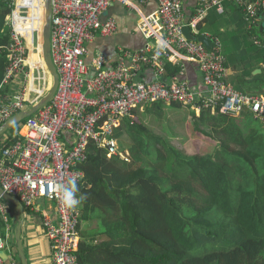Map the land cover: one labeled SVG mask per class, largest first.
<instances>
[{
    "label": "built area",
    "instance_id": "2783aa9c",
    "mask_svg": "<svg viewBox=\"0 0 264 264\" xmlns=\"http://www.w3.org/2000/svg\"><path fill=\"white\" fill-rule=\"evenodd\" d=\"M10 1L18 10L19 0ZM145 1L52 0L50 51L59 76L58 89L47 106L25 120L20 139L2 150L0 187L19 199L24 211L41 214L53 264H79L77 250L81 241V213L61 205L56 185L70 177L77 183L82 181L84 175L78 167L87 160L90 143L104 149L108 157L119 156L129 162L130 154L120 150L115 132L125 119H135L134 111L138 108L143 110L144 105L159 102L179 103L190 107L198 117L203 112L235 117L249 113L264 124V97L245 95L226 81L221 41L212 40L208 50L197 40L199 25L209 10L217 6L222 11L226 0H199L189 19L184 10L185 0H156L157 10L150 14L143 11ZM113 3L138 15L137 30L146 44L140 50L118 46L113 62L98 53L89 63L88 44L98 36L117 34L114 19L102 20ZM17 12L7 21L11 30L10 64L0 85V126L32 106L24 92L31 67L27 43L19 27L24 28L25 23L16 18ZM262 12L264 0L249 3L247 20L255 22ZM186 26L194 40L185 36ZM158 39L165 40L166 46L156 56ZM168 63L183 68L170 80L166 79ZM187 64H195L202 76L198 89L181 80ZM151 72L153 80L148 79ZM39 201L53 203L54 211L43 210ZM4 202L0 197V215L11 233ZM5 245L0 230V250Z\"/></svg>",
    "mask_w": 264,
    "mask_h": 264
},
{
    "label": "trees",
    "instance_id": "16d2710c",
    "mask_svg": "<svg viewBox=\"0 0 264 264\" xmlns=\"http://www.w3.org/2000/svg\"><path fill=\"white\" fill-rule=\"evenodd\" d=\"M14 8L0 0V85L10 64L7 17ZM166 67L167 80L183 70ZM250 76L249 84L261 86L249 90L264 86V75ZM190 115L196 130L215 142L210 154H184L137 118L115 132L129 162L89 144L78 167L84 175L78 195L88 196L77 208L79 264H264L263 123L249 113ZM24 124L3 136L0 155L20 139Z\"/></svg>",
    "mask_w": 264,
    "mask_h": 264
},
{
    "label": "crops",
    "instance_id": "0c3cea01",
    "mask_svg": "<svg viewBox=\"0 0 264 264\" xmlns=\"http://www.w3.org/2000/svg\"><path fill=\"white\" fill-rule=\"evenodd\" d=\"M254 1L256 0H226L222 3V11H219L217 6H213L202 23V28L206 30L201 33L199 28V34L197 36L198 38L204 35L211 40L219 39L221 41L222 55L226 69V81L236 89V84L245 85L247 83L248 86L245 88L247 91L252 88L248 83L251 79L250 73L252 74V71L256 70L252 74L254 76L264 75V53H262L264 50V41H261L257 34V32H260L264 36V12L258 16L255 22L247 20L248 17H246V7ZM198 2L199 0L184 1V10L188 19L195 13ZM18 4L19 8L16 13V18L20 21L24 12L21 8V0H19ZM34 4L36 6L37 20L35 24L37 30L38 28L40 29L39 25L42 22V5L40 0H35ZM142 8L146 14H150L157 10V1L146 0L142 4ZM107 19H114L116 21L118 24L117 34L112 37L98 36L93 42L88 44L90 55L87 61L89 63L92 62L93 57L98 53H102L110 62H113L117 57L118 46L130 50H140L146 44V39L137 30L138 15L136 16L126 6L120 3H113L102 17L103 21ZM218 19L225 21L224 24H222V21L217 22V27L220 28L212 26V23ZM19 27L23 30L22 26ZM22 30L21 32L23 33L24 30ZM37 36L36 33L34 37H31L32 40L30 43L34 53L30 58L33 70L34 68L39 69L37 61L40 50H38L39 39ZM250 41H253L251 46L248 45ZM185 67V75L181 80L188 81L195 89L200 88L202 85V76L198 68L195 64H187ZM35 73L37 74V76L35 75L37 79L38 72L36 71ZM148 79L153 80V72L148 73ZM255 89L256 91L264 90V86ZM255 89L249 91H255ZM262 94L255 95L264 97V94ZM38 206L43 210L54 211L52 204L49 202L39 201ZM4 208L10 219L13 233L7 232L0 215V230L6 242L5 248L0 250V259L2 260V264H21L15 239L18 212L14 205L8 202H4ZM25 217L22 228V240L28 264H53L52 249L45 235L41 214L25 211Z\"/></svg>",
    "mask_w": 264,
    "mask_h": 264
},
{
    "label": "rangeland",
    "instance_id": "374dc122",
    "mask_svg": "<svg viewBox=\"0 0 264 264\" xmlns=\"http://www.w3.org/2000/svg\"><path fill=\"white\" fill-rule=\"evenodd\" d=\"M35 0H21V8L24 12L20 21H23L24 24V39L27 43L28 50V62H30L31 55L34 54L32 51V47L30 45L32 38L37 33V37L39 39L38 50L41 48V26L42 22H40V29L36 30V6L34 4ZM41 1L42 9L43 2ZM18 11L16 8L13 13ZM13 13L9 16L8 20L13 17ZM43 18V16H42ZM224 19V17H222ZM222 21V19H218L212 23V26L217 27V22ZM216 23V24H215ZM225 21H222L224 24ZM8 26V25H7ZM21 26V25H20ZM9 27V26H8ZM10 28V27H9ZM220 28V27H217ZM22 30V29H21ZM22 30V31H23ZM261 41H264V36L260 32H257ZM253 44V41L248 43L249 46ZM34 50V49H33ZM35 52V51H34ZM264 53V50L263 52ZM37 57V56H36ZM41 58V53L39 51L37 66L39 69H32V65L30 67V73L28 79L26 80V87L24 92L27 97L32 100V105L37 102L49 89L51 84V78L48 77V71L46 70L43 61ZM38 72V78L34 81L31 80L32 72ZM256 71V70H255ZM252 71V74L255 72ZM37 76V74H36ZM256 85L261 86L259 83L250 84L251 87H255ZM245 86H248L246 83ZM34 88V89H33ZM235 90H237L234 87ZM239 91V90H237ZM254 95V94H253ZM159 105L147 104L143 106V110L137 109L134 111L135 118L142 121L148 128H150L153 132L158 135H161L170 145L174 146L181 152L187 155H207L212 152V149L215 147V142L211 140L208 136H206L203 132L199 133L193 123V118L190 115L191 110L185 107H173L171 104H166L163 102H159ZM198 116V115H196ZM188 121L185 123V121ZM259 125V122L255 123ZM176 125V126H175ZM264 127V124H263ZM4 137L0 138V143L3 142ZM120 145V141H119ZM121 147V145H120ZM50 203V202H49ZM54 207V204L51 203ZM83 227V225H82ZM13 233V231H12Z\"/></svg>",
    "mask_w": 264,
    "mask_h": 264
},
{
    "label": "water",
    "instance_id": "95a60500",
    "mask_svg": "<svg viewBox=\"0 0 264 264\" xmlns=\"http://www.w3.org/2000/svg\"><path fill=\"white\" fill-rule=\"evenodd\" d=\"M42 2H43V9H42L43 18H42V26H41L40 53L43 64L46 70L48 71V77L50 76L51 78V84L46 94L43 95L40 99H38L37 102H35L29 110L14 115L0 126V138L3 137L14 126L25 121L26 119L34 115L37 111L47 106V104L52 100L58 89L59 76L56 67L53 63L51 57V51H50L51 30H52V0H42ZM183 32L189 40L195 39L194 36L191 34L190 29L187 26L184 27ZM197 40L202 42L208 50L212 48V40L209 37L202 35L199 36ZM85 186L88 187L86 183ZM0 197L5 202L14 205V207L17 209L18 216L16 218V235H15L17 252L21 264H28V260L24 252V244L22 240V231H23L22 228L26 218L23 205L19 199L7 194L1 187H0Z\"/></svg>",
    "mask_w": 264,
    "mask_h": 264
},
{
    "label": "clouds",
    "instance_id": "9594fccd",
    "mask_svg": "<svg viewBox=\"0 0 264 264\" xmlns=\"http://www.w3.org/2000/svg\"><path fill=\"white\" fill-rule=\"evenodd\" d=\"M165 46L166 41L163 39H158L156 56H159L161 54V50ZM55 191L58 195V199L61 205L66 210L75 211L82 205L84 201L88 199V196L85 193H80L78 195L79 188L74 177H70L63 183L56 185Z\"/></svg>",
    "mask_w": 264,
    "mask_h": 264
},
{
    "label": "bare ground",
    "instance_id": "6f19581e",
    "mask_svg": "<svg viewBox=\"0 0 264 264\" xmlns=\"http://www.w3.org/2000/svg\"><path fill=\"white\" fill-rule=\"evenodd\" d=\"M36 73L35 72H32V76H31V80L34 81L36 79ZM34 89V88H33Z\"/></svg>",
    "mask_w": 264,
    "mask_h": 264
}]
</instances>
